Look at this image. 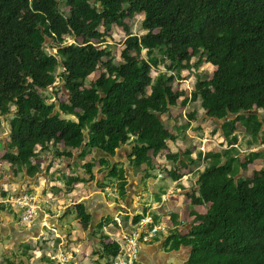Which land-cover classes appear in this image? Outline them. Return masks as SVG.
<instances>
[{"label":"trees","instance_id":"16d2710c","mask_svg":"<svg viewBox=\"0 0 264 264\" xmlns=\"http://www.w3.org/2000/svg\"><path fill=\"white\" fill-rule=\"evenodd\" d=\"M137 14L144 15L142 35L126 24ZM114 25L127 32L120 58L108 42ZM204 62L216 66L209 79L198 73L190 96L174 89L184 70ZM182 97V104L196 106L176 129L184 132L202 116L211 119L226 148L199 150L196 157L190 149L165 153L181 133L166 126L164 114ZM4 116L10 140L3 159L15 174L25 169L35 176L42 170L34 163L37 151L53 149L62 159L77 155L76 168L82 164L83 175L75 171L70 183L95 181L97 166L106 173L99 190L113 182L126 200L129 173L109 159L124 145L132 146L130 166L133 175L143 173L144 183L161 154L174 161L168 167L172 180L181 177L180 167L204 164L189 197L192 206L209 208L205 214L193 210L189 231L170 233L166 247L191 248L187 264H264V166L242 175L256 159L264 160V148L254 150L264 146V0H0V125ZM238 123L245 127L246 151ZM86 204L74 205L84 232L93 228ZM99 245L94 252L107 262L119 256L120 243L110 235L103 233ZM5 261L0 264H22Z\"/></svg>","mask_w":264,"mask_h":264},{"label":"crops","instance_id":"0c3cea01","mask_svg":"<svg viewBox=\"0 0 264 264\" xmlns=\"http://www.w3.org/2000/svg\"><path fill=\"white\" fill-rule=\"evenodd\" d=\"M3 124L4 123H2V125ZM191 129H193V125ZM6 133H0V148L1 146L3 147L2 143L6 144L10 140V130ZM176 142L177 141L169 144V148L165 152L166 154L177 153L180 151L174 149L178 145L174 146ZM131 147L132 146L128 144L124 145L117 149L115 156L109 157L113 164L122 163L129 173V192L124 203L125 205L117 204L115 207L110 205L113 202H110L107 199L104 191L109 190L111 186L115 189L117 184L112 182L105 190L100 191V188L97 187V182L99 180H104L106 173H99V167L96 166L94 168V174L96 177L95 181L70 183L71 178L77 176L75 171H77V173L79 171H84L81 167V162V165L79 167L77 166V168L76 164L74 165L77 155L71 160L62 159L54 154V150L51 147L50 149L52 150L47 153L40 152L41 156L39 155L34 160V163H39L41 165L42 170L39 173L35 176H29L26 173L23 178L17 180L15 176L18 175L12 170L11 164L3 159V154L2 159L3 164H5L3 166H9L8 168L6 167V169L11 171V175L5 178H0V261L6 263L5 260L10 259L15 263L22 262V264H105L107 261L100 258V255L96 254L94 250L100 248L99 243L102 234L110 231L106 228L113 224V227L111 226L110 229L113 230V228H115L117 230L116 235L122 232L131 233L138 225L133 222V218L138 214L144 216L147 213H151L154 217L157 215L158 220H156L159 222L165 216L162 215L161 209H155L163 203V196L169 195L167 199H171V196L173 194L175 196L176 194L178 195L176 197V202H179L180 198L189 196L188 194L191 192L190 188L197 187L196 182L199 179V167H197L196 171L188 170L185 173L182 172L180 173L181 177L178 180H172L169 174V168L174 165V161L169 159L164 161L168 163L166 169L164 166H161V169H165L163 173L162 171L160 172V169L151 171V174L144 183L142 180L143 173L138 176L133 175L134 172L130 166L129 154ZM254 150L257 151L259 149L254 148ZM161 155L166 157L165 154ZM93 156H98V153L90 154L85 160H83V162L90 161ZM78 174L83 175V173ZM190 178H193V181L191 180L190 184L185 185ZM159 179L162 186L157 190L156 185ZM169 180L174 182L176 187L174 190L171 185L169 186ZM179 182L182 184V187L178 185ZM89 187L91 188L90 192H88ZM166 187L168 189H166ZM146 189H148L149 192H153L154 199L148 202L146 198L143 201L144 206L141 205L140 202L134 206L133 198ZM75 190H78L77 200H74L72 203L73 207H70L71 204H68V195L73 192L76 193ZM24 193L34 195L41 207L39 215L29 223L24 222L20 216L19 220H17V216L11 211V206H6L7 202H10L13 198V200H15L19 195ZM159 195H161V200L158 202L156 200ZM11 197L13 198L11 199ZM82 200H87L86 205L88 211L93 217V228L87 233L82 230V226L79 223L74 208V205ZM164 203L166 204H164L165 206H168L167 201H164ZM13 204L16 208L15 210H18L15 202H13ZM164 205L162 206L164 207ZM196 206L198 207L199 205L192 206L191 203L192 208L190 213L192 214V211L195 210L200 214H204L197 209ZM201 206L204 208L206 207L207 210L209 208L207 205ZM117 208H120L119 211L121 215H119V217H122L123 215L124 219H119V217L115 219L113 217ZM181 211L180 207H177V211L169 214L172 216L175 226L170 233L178 230L177 232L184 234V229L188 232L191 228L195 216L193 215L191 217V221H187L184 218L182 219L183 215ZM174 213H176V215L179 214L180 217L178 218L177 216V219H174ZM68 214L73 215L75 220L71 221L73 217L68 219ZM107 217L112 218L111 222L105 224L102 229H100L99 224L102 221H105ZM125 221H127V226L123 225V222ZM45 228H48L50 232L55 231L56 233L50 235L48 239L47 237H44L42 244H39V238L42 235H45ZM181 229L183 230L181 231ZM166 237H168V235H162L161 233L155 241L152 240L153 242L150 241L151 243H142L140 247L139 261L142 264H187L191 255V248L182 247L177 250H169L167 248L169 246L166 247L165 245ZM51 244L54 248H52ZM30 246L33 247L30 248ZM53 251L54 254H52ZM56 254L59 255V259L54 258Z\"/></svg>","mask_w":264,"mask_h":264},{"label":"rangeland","instance_id":"374dc122","mask_svg":"<svg viewBox=\"0 0 264 264\" xmlns=\"http://www.w3.org/2000/svg\"><path fill=\"white\" fill-rule=\"evenodd\" d=\"M144 15L143 14H137L135 17L133 18H127L126 19V24L130 27L131 31L135 34L138 35H142L144 33L143 29H142V20H143ZM110 36L108 37V42L111 44V48L113 50V53L116 57L120 58V54H121V50L123 47V41L125 40L126 36H127V32L126 29L123 26H117L114 25V28L109 32ZM70 42H73V39H70ZM143 56L146 57V51L143 53ZM197 58H194L193 60L196 61ZM161 70H165V67L163 64L160 65ZM216 69V66H214L212 63L209 62H204L202 64V66L199 69H190V70H184L183 71V79H176L174 82V89L175 90H183L186 92V96H190L191 93L193 92V90L195 89V84L197 81V74L201 73L203 74L201 76L202 79H209L212 75V73L214 72V70ZM102 72V68H100L98 71H96L92 77L89 78V80L91 81L92 79H96L99 74ZM158 71L154 70L152 71V75L155 77L157 75ZM59 83V82H58ZM66 97L63 94H60V99H65ZM183 97L180 98L178 100V106L171 108V110L164 114V118H165V123L166 126L172 131L174 132L176 135L178 133L180 134V138L177 140V142L174 144V146H177L174 148L176 151L180 150L182 152L186 151L187 149H190L193 151L192 155L193 157L197 156V153L199 150H202L204 152H208L210 150H220L222 148H226L227 142L224 141L223 142V138L221 137V135L219 134V132L217 133H213V129H215L216 124L213 123V121L211 119H207V118H203V116L201 117V120L198 121H192V125H193V129L192 126L189 127L188 129H184V132H179L176 128L181 127L183 125H186L188 122V115L189 112L191 111V107L196 106L195 103L189 102L188 104L184 105L182 104ZM3 121L5 119V116L2 117ZM2 121V123H4L3 125H0V133H6L8 130H10V124H9V120H5L4 122ZM199 127V128H198ZM7 128V131H6ZM186 130V131H185ZM237 134H239V138H240V147L242 148V150L247 149L246 143L245 142H241L243 135L245 133V127L241 124L238 123V127L236 130ZM7 134V133H6ZM264 134V133H263ZM183 136V138H182ZM3 147L1 146L0 148V178H5L7 176L11 175V171L7 170L6 167L8 168L9 166H3L5 164H3V159H2V155L5 153V143L2 144ZM264 146H259L258 149L260 150L261 148H263ZM256 150V149H255ZM249 153L250 150H247ZM41 156V154L37 151L36 157ZM35 157V158H36ZM159 159V160H158ZM166 157H163V155H159L156 159V164L158 165L157 169H160V172L162 171V173L165 171L166 167L164 166L165 169H161L160 166L163 164H166L164 161L166 160ZM161 160V162H160ZM264 166V160L263 159H256L253 163H251L249 165V168L246 172L243 171L242 175L243 176H252L253 172L255 170H259ZM168 169V168H167ZM197 169V165H190L189 168H183L180 167L179 168V174L182 172H186L188 170H195ZM199 169H204V164L199 168ZM198 169V170H199ZM22 170L19 171V173L17 174L18 176H15L17 180H20L21 178H23L26 175V171L25 169L21 172ZM241 175V176H242ZM191 180L193 181V178H190V180L185 184L188 185L191 183ZM169 186L171 185L172 189L174 190L175 184L174 182H171V180H169ZM179 186L182 187V184H180V182L178 183ZM162 186L160 179L157 182V190L160 189ZM165 187V186H164ZM166 189H168L166 187ZM183 189V188H181ZM191 192H193V189L190 188ZM75 192H73L72 194L68 195L69 197V201L68 204H71L70 207H73V202L74 200H77V192L78 190H75ZM107 199L111 203L110 205L112 206H116L117 204H121V205H125V200L122 198V196L119 193V188L118 186L115 187V189L111 186V188L109 190H105L104 191ZM103 195V194H102ZM189 195V194H188ZM169 195L167 196H163V203L161 205H159L155 210H160L162 212V215L165 216L161 219V221L159 222L158 226H161L160 230L162 231V235H169L170 231L172 229L175 228L174 226V222H173V218L171 215H169L171 212H175L177 211V207H180V211L182 208V219L184 218L187 221H191V217L193 216L190 212H191V198L188 197H182L179 199V202H176V197L178 195L174 194L171 196V199H167ZM13 197H11L12 199ZM147 198V201L149 202L150 200L154 199V194L153 192H149L148 189L144 190L142 193H139L138 195H136L134 197V201H133V205L135 206L136 204H138L140 202L141 205L144 206V200ZM14 199V198H13ZM11 200L10 202L6 203V206H11V211L17 216V220H19V216L21 218V213L18 210H15V206L13 204V202H15L14 200ZM174 199V200H173ZM164 201H167V205L164 203ZM156 202V201H155ZM146 203V202H145ZM182 203V204H181ZM165 204V205H164ZM164 205V207L162 206ZM179 205V206H178ZM208 206V205H207ZM197 209H199L202 213H206L207 212V208L202 207L201 205H199L198 207L196 206ZM120 208H117V210H115L114 213V218L116 219L117 217H119ZM169 211V212H168ZM179 211V208H178ZM20 215H19V213ZM117 212V213H116ZM155 212V211H154ZM145 216V215H144ZM178 218L180 217V215H177ZM73 217V215L68 214L67 218H71ZM123 217V215H122ZM121 216L119 217V219H124V217L122 218ZM144 218V217H143ZM142 218V219H143ZM75 217H73V219L71 221H74ZM178 221V220H177ZM113 222V221H112ZM157 222V221H156ZM29 223V222H26ZM113 227V224H111L108 228V230L113 231L110 232L108 231V235H110L111 239H114L116 241H118L119 243H122V233H118L116 235L117 230L115 228H113V230L110 229V227ZM50 227V226H49ZM48 227V228H49ZM45 228V235H42L39 238V244H42L44 237H48L50 235H54L56 232L52 231L50 232V228ZM104 229V230H106ZM183 229H181L182 231ZM187 231L184 229L183 233L185 234ZM87 233V232H86ZM91 235V234H90ZM55 239V238H53ZM52 245V244H51ZM33 246H30V248H32ZM52 248L53 245H52ZM56 251V250H54ZM54 251L52 254H54ZM56 257H58L59 255L56 254ZM62 257V256H61Z\"/></svg>","mask_w":264,"mask_h":264},{"label":"built area","instance_id":"2783aa9c","mask_svg":"<svg viewBox=\"0 0 264 264\" xmlns=\"http://www.w3.org/2000/svg\"><path fill=\"white\" fill-rule=\"evenodd\" d=\"M14 201L24 222L34 220L41 211L37 198L32 194H21ZM159 222H156L154 215L147 213L134 231L131 233L122 232L123 240L120 243L119 256L105 264H142L139 261L141 244L152 241L158 232H162L161 226H158Z\"/></svg>","mask_w":264,"mask_h":264},{"label":"water","instance_id":"95a60500","mask_svg":"<svg viewBox=\"0 0 264 264\" xmlns=\"http://www.w3.org/2000/svg\"><path fill=\"white\" fill-rule=\"evenodd\" d=\"M57 50H58L57 48L53 47V48H51V53H53V54H54V53H56V52H57Z\"/></svg>","mask_w":264,"mask_h":264},{"label":"clouds","instance_id":"9594fccd","mask_svg":"<svg viewBox=\"0 0 264 264\" xmlns=\"http://www.w3.org/2000/svg\"><path fill=\"white\" fill-rule=\"evenodd\" d=\"M120 246H121V244H120ZM54 258H55V259H59V257H56V256H54Z\"/></svg>","mask_w":264,"mask_h":264}]
</instances>
